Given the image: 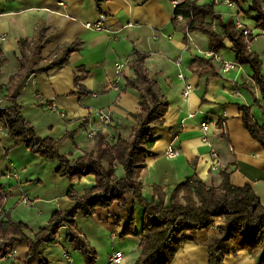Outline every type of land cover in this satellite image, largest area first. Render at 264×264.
Wrapping results in <instances>:
<instances>
[{
    "label": "crops",
    "instance_id": "1",
    "mask_svg": "<svg viewBox=\"0 0 264 264\" xmlns=\"http://www.w3.org/2000/svg\"><path fill=\"white\" fill-rule=\"evenodd\" d=\"M182 1L105 0L99 11L94 0H0V48L7 58L0 69V97L10 75L25 76L16 95L20 115L36 135L58 142L61 154L77 157L92 143V138L83 135L81 128L88 120L95 123L94 109L109 111L114 123L109 130L113 135L124 131V124L135 122L132 114L140 109L138 94L127 83L139 67L156 81L168 102L163 127L151 134L153 145L141 174L142 197L158 201L154 190L158 187L167 205L171 192L186 179L193 176L207 186L216 187L221 183L220 172L225 171L232 185L249 183L264 205V150L244 128L239 107L250 106L253 114L252 97L247 90L252 72L235 62L227 40H224L225 48L217 54L222 60L235 63L234 68L221 71L220 63L213 59L219 66L214 75V71H204L195 62L198 57H208L204 55L210 51L208 39L199 31H184L181 17L174 19L175 6ZM194 1L198 5L209 2ZM243 12L239 14L241 21ZM87 23H99L101 29L87 28ZM244 25L251 31V37L256 35L254 29ZM259 37L264 39V34H258L249 48L256 54L264 52V40L260 51L255 46ZM20 39L29 41L30 52L33 49L37 52L36 44L48 39L34 57L26 60L23 69L17 62L22 58ZM69 44L76 47L66 62L60 67H47L50 57ZM261 57L264 58V53ZM177 59L178 66L174 63ZM120 61L124 65L117 76L115 64ZM32 67L44 69L25 75L24 69ZM179 73L183 74V80ZM112 82H116L115 87L111 86ZM186 82L192 89L184 97L182 90ZM252 91L260 100L259 91L255 87ZM253 117L257 119L254 114ZM202 122L208 124L207 135L200 128ZM169 144L179 150L173 158L164 154ZM212 150L218 156L217 170H211ZM57 165L55 160L14 145L7 132L0 134V188L5 193L6 205L11 207L4 220L22 222L29 232H35L47 224L56 210L72 206L71 196L84 193L94 184L93 175L74 182L60 177L55 171ZM11 170L17 172L18 181L4 176ZM116 173L121 174L120 167ZM23 196L29 197L31 206H23ZM142 211L128 196L124 207L114 202L108 208H96L89 217L74 219L81 235L97 250L102 248L98 244H104L97 264H107L116 251L122 253L118 264H141L139 237L120 233L131 218L139 232ZM41 218L42 221L33 222ZM218 223L213 220L209 229L197 230L194 240L183 242L168 264H208L204 242L217 232ZM59 230L65 232L64 228ZM28 245V240L13 242L8 247L9 253L0 254V264L6 256L23 259ZM40 248L43 257L53 264L74 263L67 241L51 239ZM64 252L71 262L63 258ZM77 264L84 262L78 260ZM224 264H256V259L250 252L240 250L235 256L225 257Z\"/></svg>",
    "mask_w": 264,
    "mask_h": 264
},
{
    "label": "trees",
    "instance_id": "2",
    "mask_svg": "<svg viewBox=\"0 0 264 264\" xmlns=\"http://www.w3.org/2000/svg\"><path fill=\"white\" fill-rule=\"evenodd\" d=\"M104 1L94 0L99 11ZM236 1L240 11H244V0ZM263 4L262 0H251L248 5L254 27L262 32ZM213 6L212 3L198 5L194 0H184L176 4L174 19L181 17L184 31L203 33L208 39V49L213 53L225 48L224 40L229 41L230 49L235 54V62L249 65L252 82L247 84V90L252 97V103L261 107L262 117H253L250 106H239L242 124L264 150V77L260 72L259 56L248 50L247 41L242 30L235 28L233 17L223 19ZM213 24L216 28H213ZM256 36L258 34L250 36L249 41L252 42ZM47 41L48 39L36 44V51ZM18 47L22 58L17 62L23 69L26 60L34 57L37 52L34 49L27 51L30 43L26 39H20ZM75 47V44H69L58 49L56 56L50 57L51 62L47 67L62 66ZM213 59L212 56H202L196 58L195 62L204 71H214L215 75L219 66ZM6 61L7 58L0 48V69ZM38 69L44 67L24 69L25 75ZM24 77L20 74L10 75L3 86L4 92L0 97V126L6 130L14 145H22L40 157L57 161L55 171L60 177L74 182L83 176L93 175L95 181L84 193L71 196L74 201L72 206L65 210H56L47 224L35 232H29L22 222L3 220L0 217L2 255L10 252L8 247L13 242L29 241L28 252L23 259L6 256L1 264H53L43 257L40 245L51 239L56 240L61 228L65 229V239L69 246L82 254L84 264H94L95 252L87 246L74 219L77 216L89 217L96 208H108L114 202L119 207H124L128 196L143 209L141 228L138 232L131 218L120 234L139 237L138 259L141 264H168L181 244L193 241L197 230L209 229L215 217H220L222 224L204 242L208 264H224L225 257L235 256L240 250L250 252L255 257L256 264H264V205L249 183L234 186L229 181V174L221 171V183L216 187L207 186L193 176L178 184L171 192L167 205H164V196L158 187L154 188L158 201H147L142 197L141 174L145 167V158L153 145L151 134L163 127V116L168 109V102L152 77L138 67L135 77L127 83L138 94L140 109L132 114L135 122L124 124V131L114 134L112 140H107L102 134L95 135L90 148L77 157L61 154L58 142L36 135L33 127L20 115L16 95L18 85ZM254 87L259 91L260 100L252 91ZM118 167L121 169L119 175L116 173Z\"/></svg>",
    "mask_w": 264,
    "mask_h": 264
},
{
    "label": "built area",
    "instance_id": "3",
    "mask_svg": "<svg viewBox=\"0 0 264 264\" xmlns=\"http://www.w3.org/2000/svg\"><path fill=\"white\" fill-rule=\"evenodd\" d=\"M213 5H219V4H223L225 5L228 9L231 10V17H233L234 19V24H235V28L242 30V34L245 37L246 41H247V48L249 50L250 48V41H249V37L251 35V31H249L245 26L244 23L240 20L239 18V4L237 3L236 0H211ZM264 1V0H262ZM264 5V4H263ZM233 12V13H232ZM180 17V16H179ZM87 28H91V29H101V26L99 23L96 24H92V23H87L86 24ZM205 56L208 57H213L214 60H216L217 62L220 63V69L221 71H228L232 68H234L236 66L235 63L229 62L227 60H222L221 57L217 54V53H213L212 51H205L204 52ZM177 66L180 64L179 60H175L174 62ZM124 62L120 61L117 62L115 64V71L116 74L118 76L121 68L123 67ZM178 77L183 80L184 76L182 73L178 74ZM116 82H112L111 86L115 87ZM192 86L189 83H184V88L182 90V95L184 97H186L189 92L191 91ZM93 96H96L95 94H92ZM2 102V99L0 98V104ZM93 114L96 118V120L94 121L95 123L93 124L90 120L86 121V125H84L81 128V133L83 135H85L87 138H93L95 135L97 134H102L107 140H112L113 139V134L112 132L109 130L110 127L114 126V123L111 119L110 113L108 110L104 109V108H96L93 110ZM200 128L202 129L203 133L205 135H207V129H208V124L206 122H202L200 124ZM6 132V130L0 126V134ZM203 140L205 142H207V137L204 136ZM165 156L168 158H173L175 156H177L179 154V150L178 148L174 147L172 144H169L164 152ZM211 157H212V163H211V170H217L219 163H218V156L216 154V152L214 150L211 151ZM4 176L6 178H14L15 180H19V176L17 174V172L15 170H11V171H7ZM5 198V193L4 191L0 188V204L1 201H3ZM23 201H27V197L23 196L22 198ZM2 215V207H0V216ZM63 258L68 261L71 262V257L64 252L63 253ZM122 259V253L120 251H116L113 252L108 260L107 264H118Z\"/></svg>",
    "mask_w": 264,
    "mask_h": 264
},
{
    "label": "rangeland",
    "instance_id": "4",
    "mask_svg": "<svg viewBox=\"0 0 264 264\" xmlns=\"http://www.w3.org/2000/svg\"><path fill=\"white\" fill-rule=\"evenodd\" d=\"M221 1V0H220ZM251 0H244V3H243V5H242V8L244 9V12L242 13V16H241V19H242V21L246 24V25H248L249 27H251L252 29H254L255 30V34H264V32H262V31H260L259 29H256L255 27H254V20H253V18H252V15H251V13H249V11H248V5H249V2H250ZM208 3H212V1L211 0H209V2ZM213 8L215 9V11L217 12V13H219L221 16H222V18L223 19H229V18H231V10L230 9H228L225 5H223L222 3L221 4H219V5H214L213 6ZM263 8H264V6H263ZM233 13V12H232ZM260 39H259V41L256 43V47H257V51H260V49H262V47H263V37H259ZM250 46H251V43H250ZM264 52H260V53H258L257 55L259 56V59H260V62H261V64H260V72H261V74L263 75V77H264V58H262L261 57V55L263 54ZM245 66H247L249 69H250V67H249V65H246V64H244ZM250 71H251V69H250ZM253 104V103H252ZM253 114L254 115H256V117L257 118H261L262 117V109H261V107H259V106H257V105H254L253 104ZM121 170V169H120ZM27 197V196H26ZM4 200H5V198H4ZM1 201V204H0V207H2V215L0 216L3 220H4V218H5V216H6V214H8V212H9V208H11L10 206H7L6 205V202L5 201ZM22 203H23V206L25 205V206H31L32 205V202L30 201V199H29V197H27V201H23L22 200ZM6 211H8V212H6ZM52 215V214H51ZM50 215V216H51ZM50 216H49V218H50ZM25 217V216H24ZM44 218V217H43ZM48 218V219H49ZM213 220L214 221H218L219 223V225H221L222 224V219L220 218V217H215V218H213ZM38 221H42V218L41 219H37V220H35V221H33L34 223H36V222H38ZM41 223V222H40ZM39 223V224H40ZM34 225H37V224H34ZM43 225H45V224H43ZM42 225V226H43ZM57 238H59V240L61 241V242H63V243H66V241H65V232L64 231H62V230H59L58 231V233H57ZM85 241H86V243H87V246L90 248V249H92L94 252H95V261H94V264H97V262L98 261H101V255H99V253H101V251H103L104 250V248L103 247H105L104 246V244H98L100 247H102V248H100L99 250H97L96 249V246L95 245H93L88 239H85ZM69 250V253H71V255H72V257H73V259H74V263L73 264H77L78 263V260H80L81 262L83 261L84 262V259H83V257H82V254L80 253V252H78V251H76V250H73L72 248H69L68 249ZM0 254H2V253H0ZM6 264V263H5Z\"/></svg>",
    "mask_w": 264,
    "mask_h": 264
}]
</instances>
